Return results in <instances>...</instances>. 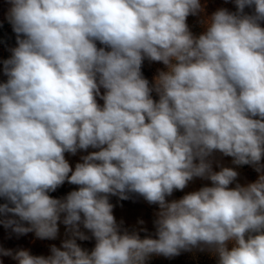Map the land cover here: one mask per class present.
Returning a JSON list of instances; mask_svg holds the SVG:
<instances>
[{"label": "clouds", "instance_id": "9594fccd", "mask_svg": "<svg viewBox=\"0 0 264 264\" xmlns=\"http://www.w3.org/2000/svg\"><path fill=\"white\" fill-rule=\"evenodd\" d=\"M6 2L16 47L0 82V224L54 240L63 223L67 238L47 257L0 256L147 264L197 249L217 264H264V0H232L236 11L217 9L199 35L187 18L201 0ZM145 60L167 70L149 81ZM89 148L73 170L65 154ZM216 153L257 180L230 187L239 173L214 171ZM195 178L211 186L167 199ZM65 182L77 190L49 195ZM130 194L158 206L156 238L117 222L110 197ZM90 238L89 252L77 240Z\"/></svg>", "mask_w": 264, "mask_h": 264}, {"label": "trees", "instance_id": "16d2710c", "mask_svg": "<svg viewBox=\"0 0 264 264\" xmlns=\"http://www.w3.org/2000/svg\"><path fill=\"white\" fill-rule=\"evenodd\" d=\"M201 4L204 7L203 13L199 16H189L187 18V24L189 25L190 30L194 35H199L204 31L203 26L200 21L205 17L211 16L219 8H227L229 11L235 12L236 7L232 0H201ZM10 5L6 0H0V82H5L7 77L3 75V64L2 61L8 59L11 55L10 49L16 47V34L12 30L11 24L7 20V13ZM245 12L251 14L252 9L246 8ZM264 27V24L261 25ZM158 70H167L162 63L152 62L149 63L145 60L142 66V72L144 76L152 81L153 77L157 74ZM104 92V89L101 88V93ZM153 99H158L155 93L152 94ZM98 103L103 105V101L99 100ZM97 149L89 148L85 151H78L76 154L80 156L87 155L89 152L96 151ZM69 155L66 153L65 156ZM82 162V161H81ZM242 169H248L250 165L239 166ZM78 186L69 184L65 182L62 186L58 187L56 191L49 193L54 198H63L69 192L77 190ZM184 191V190H183ZM183 191H174L172 196L167 197L169 201L173 199H179ZM143 198L134 194H130V199L120 200L117 196L110 197V203L114 207H127V208H144L142 203ZM5 203V201L0 198V204ZM152 210L158 209L157 205H151ZM151 221L146 227L147 232H140L141 237L146 235H151L155 237V227L153 221L154 218L150 217ZM27 226V225H25ZM91 237V235H90ZM82 248L88 250L89 252L95 246V239L90 238L84 242H77ZM0 247L4 249H11L13 252L26 249L32 255L36 256H49L51 254L50 248L48 246L42 245L32 233L22 235L17 237L15 234L11 233L10 229H5L2 224H0ZM231 247V245L229 246ZM0 264H18L11 256H0ZM147 264H217V257L208 251H199L193 249L192 251L182 252L179 256L173 257L171 259L165 258L163 256H152Z\"/></svg>", "mask_w": 264, "mask_h": 264}, {"label": "rangeland", "instance_id": "374dc122", "mask_svg": "<svg viewBox=\"0 0 264 264\" xmlns=\"http://www.w3.org/2000/svg\"><path fill=\"white\" fill-rule=\"evenodd\" d=\"M81 157L82 156L77 155V154H75V155L69 154V155L65 156L66 160L69 162V164L73 168V170L75 168L76 163L81 162ZM262 162H264V161H262ZM246 170L248 171V175L250 176L251 182H255L258 178V173L254 170V168L252 166H250ZM235 183H240L241 185H244L243 181H241V182L236 181L232 185H230V187H235ZM200 188H201V186H199L196 183H193L191 181L188 184V186L184 189L181 197H183L185 194H187L189 192L197 191ZM142 203L144 205V208L114 207L113 208V215L115 216L117 222L119 223L120 221H123V226L125 228H128L129 230H131L133 228L139 229L142 227H146L148 225V223H150V221H151L150 217H152L154 219L156 218L155 214L158 211V209L152 210L151 205L149 203H147L144 199L142 200ZM114 209H120L121 212L117 214L116 212H114L115 211ZM122 211H125V212L130 211V212L125 214ZM140 220L144 221L143 225H140L138 223ZM58 227H59V232H58V236L56 239H54V240H50V239L41 240L38 238H36V239L44 246L51 247L52 245H55L58 248L61 247L62 241L67 238L66 237V226L63 223H58ZM81 231H84L85 234L90 237L91 233L88 232L87 230L83 229L82 226H81ZM32 234L35 236L34 233H32ZM77 242H84V241L77 240Z\"/></svg>", "mask_w": 264, "mask_h": 264}, {"label": "crops", "instance_id": "0c3cea01", "mask_svg": "<svg viewBox=\"0 0 264 264\" xmlns=\"http://www.w3.org/2000/svg\"><path fill=\"white\" fill-rule=\"evenodd\" d=\"M220 166L223 167H232L234 168L238 173V178L237 181L244 182V185H247L248 183H252L250 180V176L248 175V171L245 169H242L239 166H236L234 164H232V158L231 157H227V156H222L219 153L215 154V160L213 163V170L214 171H219L220 170ZM193 183H196L197 185L203 187V186H211V182L209 180H205V179H201V178H195L193 181ZM117 214L120 213V209H114ZM123 213L127 214L130 211H122Z\"/></svg>", "mask_w": 264, "mask_h": 264}]
</instances>
